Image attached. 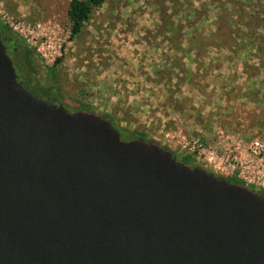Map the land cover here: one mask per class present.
I'll return each instance as SVG.
<instances>
[{"label":"water","instance_id":"1","mask_svg":"<svg viewBox=\"0 0 264 264\" xmlns=\"http://www.w3.org/2000/svg\"><path fill=\"white\" fill-rule=\"evenodd\" d=\"M0 264H264V194L32 92L0 34Z\"/></svg>","mask_w":264,"mask_h":264},{"label":"rangeland","instance_id":"2","mask_svg":"<svg viewBox=\"0 0 264 264\" xmlns=\"http://www.w3.org/2000/svg\"><path fill=\"white\" fill-rule=\"evenodd\" d=\"M69 1L0 0V22L34 50L33 84L52 86L55 94L62 95V103L70 112L76 111L82 103L91 106L88 112L99 116L109 110L123 120L122 125L126 128L143 132L148 139L176 156L192 155L197 162L195 165L227 179L234 175L196 160L184 145L196 138L215 145L217 129H223L244 142L253 138L264 142V23L254 24L260 39L253 37L256 44L253 47L244 45L248 53L242 51L243 46L239 56L230 53L224 56L210 48L204 52L202 61L212 69L207 66L200 69L203 65L196 69L188 59L183 60V66L187 69L189 66V72L198 74L201 84L206 86L201 91L193 85L185 84L181 88L190 98V104L200 110L202 120L199 121L171 111L168 104L163 106L167 95H163L159 85L147 79L155 68L165 67L168 61L164 56H170L168 42L157 22L177 11L182 2L187 6V2L106 0L92 11L81 33L70 39ZM192 1L194 6L201 2ZM234 2V8L243 13L264 12V0ZM209 6L215 21L216 6ZM225 8L232 7L227 4ZM181 14L179 12L177 16L181 18ZM206 26L201 29L208 33L217 30L215 23ZM233 26L225 29L226 35L239 27ZM239 30L247 32L248 28L242 25ZM259 48L263 49L261 54ZM15 54L10 53L11 57ZM59 57L61 61L51 69ZM253 69L257 76L253 75ZM221 78L230 82L225 89L219 86ZM252 89L258 90L255 100L237 98V91ZM116 103L118 106L114 107ZM209 112H213L211 121L206 117ZM253 186L258 192L259 188Z\"/></svg>","mask_w":264,"mask_h":264},{"label":"trees","instance_id":"3","mask_svg":"<svg viewBox=\"0 0 264 264\" xmlns=\"http://www.w3.org/2000/svg\"><path fill=\"white\" fill-rule=\"evenodd\" d=\"M106 0H70L67 8V17L69 20L70 27V39L76 37L81 33L85 23L90 18L92 11L98 7H101ZM187 2V6L182 2L177 9V11L167 14L165 17H161V22L158 28L162 29L164 32L165 38H167L168 49L172 52L170 57L166 58L168 64L163 68H155L151 76H147V79L153 82L156 85H159L160 91L163 92V95H167L166 101L162 102L163 106L167 104L171 106V111L177 113H183L188 117H194L195 119L201 121V113L198 108H194L190 104V98L185 95L181 88L183 85L194 86L198 88V91L204 90L205 85H202L200 82V77L198 74L190 73L187 68L183 66V60L188 58L191 63H194L196 69L200 68L203 65L204 52L208 47H216L218 49L228 50L231 56H239L241 53L242 46L244 47L242 51L248 53L244 45L255 46L254 38L257 37V32L254 30L255 25H261L264 23V12H249L243 13L240 9H236L235 0H198L201 1L197 6H194L192 0H184ZM213 5L217 9L216 17L214 21L217 24V30L214 32L208 33L201 28L194 27V24L197 20H201L205 17L207 13L208 5ZM231 5V9L225 8V5ZM234 4V6H233ZM185 6L181 8V6ZM179 12H182L180 17L177 15ZM192 17L189 19V17ZM244 18V20H242ZM249 18V20H246ZM177 21V22H175ZM239 26L235 28L230 35L225 34V29L229 26L234 27L233 25ZM243 26L248 28L247 32H240V28ZM188 27L190 29L189 36L187 38V46L183 47L181 45L182 39L184 38L182 29ZM0 34L1 39L6 46L7 53H13L12 55L13 63L16 68V71L19 76H22L23 84L28 86V88L39 95H42L45 98H50L56 101L57 103L63 104L62 95L55 94L53 87H41L37 84H33L32 73L34 71V58L35 52L30 48L23 39L18 35L10 31L7 25L0 22ZM260 39V38H259ZM261 45V42H260ZM263 49L259 48L258 53L261 54ZM165 54L166 52H162ZM188 55V56H186ZM165 57V56H164ZM61 61V58H57L54 61V64L51 66V69L55 64ZM207 65H203L205 67ZM253 66V65H251ZM211 68V65H208L207 68ZM255 67V66H253ZM199 69V70H200ZM198 70V72H200ZM253 75L257 76L255 69H253ZM203 71L206 72V69ZM202 73V71H201ZM200 74V73H199ZM54 77V76H53ZM218 77V76H216ZM219 78V77H218ZM163 84V87H161ZM230 82H225L222 78L219 80V86L222 89L228 87ZM240 91V89H238ZM237 91V98H247L250 100H255L258 95V90L252 89L248 91L239 92ZM118 103L114 107H117ZM228 106L227 108H229ZM76 110L90 111L91 106L89 104H80V107ZM168 111V110H166ZM213 112H209V115L206 116L207 120L211 121V116ZM126 115L128 113L126 112ZM100 116L107 118L112 125L119 131L120 136L124 140L140 138L146 141L156 142L154 140L148 139L143 132L137 130H130L126 126L122 125V119L117 117L113 112L106 110ZM157 143V142H156ZM178 160L189 164L195 165L197 162L194 160L193 156L190 154H182L177 156ZM231 182L244 185L251 190H254L252 184H246L243 180L239 179L236 176L229 178ZM258 193L264 194V190H258Z\"/></svg>","mask_w":264,"mask_h":264},{"label":"built area","instance_id":"4","mask_svg":"<svg viewBox=\"0 0 264 264\" xmlns=\"http://www.w3.org/2000/svg\"><path fill=\"white\" fill-rule=\"evenodd\" d=\"M214 138L215 145L196 138L184 148L196 160L264 190V142L257 138L244 142L223 129H217Z\"/></svg>","mask_w":264,"mask_h":264},{"label":"crops","instance_id":"5","mask_svg":"<svg viewBox=\"0 0 264 264\" xmlns=\"http://www.w3.org/2000/svg\"><path fill=\"white\" fill-rule=\"evenodd\" d=\"M196 5V4H195ZM207 13H206V15H205V17L204 18H202L201 20H197L196 22H195V24H194V27H196V28H206L207 26L206 25H208V24H214V18H213V16H212V7L211 6H209L208 5V7H207ZM192 17L190 16L189 17V19H191ZM175 22H177V21H175ZM157 25H160V21H158L157 22ZM189 31H190V29L188 28V27H184L183 29H182V33H183V36H184V38L182 39V43H181V45L183 46V47H186L187 46V43H188V41H187V38H188V36H189ZM210 31H211V29H210ZM212 31H214V30H212ZM168 38V37H167ZM167 38H165V40H166V42H167ZM216 49L218 52H216L217 54H223L224 56H227V55H229V51L228 50H224V49H218V48H216V47H208L207 49H206V52H207V50L209 51V49ZM167 49H168V47H167ZM169 50V49H168ZM167 53H168V55H174V54H171L172 52H170V50L169 51H167ZM168 57V56H165V58H171V57ZM186 56H188V55H186ZM207 56V55H206ZM188 58H190L189 56H188ZM188 58H185V59H188ZM163 59H164V57H163ZM164 60H166V59H164ZM189 60V59H188ZM190 61V60H189ZM166 62H167V60H166ZM192 62V60L190 61V63ZM190 65H192L193 67L195 66V64L194 63H192V64H190ZM165 66H166V64H165ZM196 67V66H195ZM194 67V68H195ZM188 69H189V66H188ZM192 69V68H191Z\"/></svg>","mask_w":264,"mask_h":264},{"label":"flooded vegetation","instance_id":"6","mask_svg":"<svg viewBox=\"0 0 264 264\" xmlns=\"http://www.w3.org/2000/svg\"><path fill=\"white\" fill-rule=\"evenodd\" d=\"M6 50H7V49H6ZM8 55L11 57L10 53H8ZM11 58H12V57H11ZM12 60H13V59H12ZM15 70H16V68H15ZM16 73H17V71H16ZM17 74H18V73H17ZM18 77H19L20 80L23 82V79H24V78H23L22 76H19V75H18Z\"/></svg>","mask_w":264,"mask_h":264}]
</instances>
